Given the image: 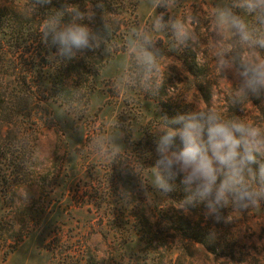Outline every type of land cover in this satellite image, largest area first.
Listing matches in <instances>:
<instances>
[{
	"label": "rangeland",
	"instance_id": "374dc122",
	"mask_svg": "<svg viewBox=\"0 0 264 264\" xmlns=\"http://www.w3.org/2000/svg\"><path fill=\"white\" fill-rule=\"evenodd\" d=\"M17 2L1 0L0 10V264H264V202L243 212L229 206L214 224L203 204L179 209L187 195L180 177L167 196L153 186L164 117L214 108L224 120L264 130V97L234 105L236 82L217 70L215 12L234 0L107 1L104 42L74 57L87 74L81 64L55 70L56 55L41 43L43 17L10 16ZM173 21L196 39L181 44ZM142 30L158 73L144 72L131 50ZM223 45L230 58L246 51L231 32ZM149 76L161 82L157 95L145 90ZM202 78L209 107L198 91ZM193 238L207 243L193 247Z\"/></svg>",
	"mask_w": 264,
	"mask_h": 264
},
{
	"label": "clouds",
	"instance_id": "9594fccd",
	"mask_svg": "<svg viewBox=\"0 0 264 264\" xmlns=\"http://www.w3.org/2000/svg\"><path fill=\"white\" fill-rule=\"evenodd\" d=\"M161 2L157 0L158 7ZM37 3L50 4L51 0H37ZM64 7L71 19L63 22L62 12L46 19L42 42L55 46L57 55L68 59L74 58L79 51L99 48L104 36L82 23L94 21L95 8L81 11L75 6L68 8L67 4ZM233 9L252 16V23ZM215 19L217 70L230 74L236 82L232 103L241 105L244 97H264V55L259 51L264 49V0H234L231 5L217 8ZM155 23L158 28L164 27L161 17ZM171 27L181 44L196 39L184 22L173 21ZM225 32L239 38L246 49L243 55L229 57L223 45ZM130 46L144 72H159L152 50L153 40L146 31L136 32ZM160 83L149 76L145 80V90L157 95ZM115 87L118 89L119 85ZM158 131L154 141L157 159L153 186L167 196L175 190L173 181L180 177L187 195L179 202V209L188 212L191 207L203 204L205 218L211 217L213 223L218 224L224 222L223 209L229 206L233 211L243 212L264 202V130L239 118L224 120L214 108L198 107L172 119L164 117ZM177 137L181 148L174 147Z\"/></svg>",
	"mask_w": 264,
	"mask_h": 264
},
{
	"label": "trees",
	"instance_id": "16d2710c",
	"mask_svg": "<svg viewBox=\"0 0 264 264\" xmlns=\"http://www.w3.org/2000/svg\"><path fill=\"white\" fill-rule=\"evenodd\" d=\"M18 1L19 2L15 3L16 5L13 4V6L11 7L10 12H9L10 16H12L11 14H19L20 11H22L27 16L31 15L32 12H34L33 15L38 12L39 18L43 17V21H45L46 19H48L50 16L56 14L57 12H62L63 13L62 20L65 23L71 19L70 15L68 13V10L64 7L65 4L68 5V8L75 6V7L79 8L81 11H86L89 8L93 7V8H95V11H96L94 21L89 22L88 20H84V21H82V23L88 24L94 31H100L101 34L108 31L105 29V25H106V23H108L107 22L108 17L104 11V8L106 7L105 5H107L106 3L109 0H51L50 4H45V5L38 4L37 0H18ZM97 4H100L102 7L96 8L95 6ZM1 9H2V4H1V0H0V10ZM114 15H118V14H114ZM45 16H46V19H45ZM14 18H12V19H14ZM15 23H16V21L15 22L13 21L14 27H15ZM22 30H23V28L21 26V28L19 29L18 32H21ZM19 40H21V39H19ZM41 43L43 44L42 40H41ZM48 46L50 49L48 54H54L57 57L56 58L57 59V66L55 67V70L58 69V70H62V71H68L70 68L72 70L73 68L75 69V68H78L80 66L79 64H81V63L75 62L74 58L68 59L66 57L58 56L57 55V49L55 46H50V45H48ZM95 50H97V49H95ZM96 54H97V52H96ZM93 57L94 56H91L90 58H93ZM89 63H90V61H89ZM81 67H82V70L84 71V73L87 74V69H89V68H87V66L85 64H81ZM52 77L53 76H51L50 83H51V88H53V92H54L56 89V87H55L56 80H53L54 77L53 78ZM86 81H88V78H86ZM62 82L64 83L65 80H59L60 84ZM200 84H201V86H200V88H198L199 93H201L200 99L203 101V103L207 107H209L211 104V100H212V96H211V92H210L211 87L208 86V84H207V86H205V88H202V85H206V82L204 81L203 78L201 79ZM62 89H64V88H62ZM203 89H205V90H203ZM51 91H52V89H51ZM5 95L6 94H3L1 99H4L3 96H5ZM52 98L58 100L60 104L63 102L62 97L60 95L54 96ZM3 132H4V130H3V128H1L0 129V139H3L5 136L3 134ZM176 143H177V147L181 148L180 147L181 143L180 142H176ZM250 182H252V181L250 180ZM189 223H191L190 220H189ZM188 241H189L190 245L193 247H195L196 244H199V245L204 247L205 243H207L206 241L199 242L195 238L188 240ZM152 245H154V248L152 247ZM150 247L153 249H156L158 247V241L156 242L155 240H150ZM227 251H229V250H227Z\"/></svg>",
	"mask_w": 264,
	"mask_h": 264
}]
</instances>
